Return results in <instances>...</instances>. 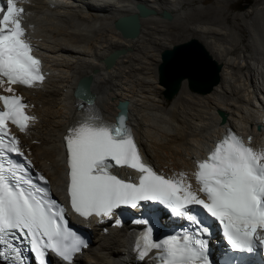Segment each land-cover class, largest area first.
I'll use <instances>...</instances> for the list:
<instances>
[{
	"label": "bare ground",
	"instance_id": "6f19581e",
	"mask_svg": "<svg viewBox=\"0 0 264 264\" xmlns=\"http://www.w3.org/2000/svg\"><path fill=\"white\" fill-rule=\"evenodd\" d=\"M138 3L157 13L141 17L136 38H125L115 21L136 13ZM233 3L216 0L207 6L206 0H18L17 6L24 9L22 25L43 59L45 79L34 87L12 85L29 105V116L36 118L34 123L29 121L26 132L17 126L14 131L58 196L70 199L65 136L79 115L74 91L79 80L95 69L91 88L103 119L115 121L118 103L127 100L126 122L146 160L169 177L185 173V182L191 183L193 190L199 189L195 177L198 160L208 155L227 126L248 142L251 137L250 143L264 150V0L231 15ZM164 10L173 18H164ZM169 36L179 43L197 38L223 65L221 82L212 92H192L185 80L176 98L166 103L157 68L161 52L173 46L165 41ZM119 48H126L127 53L107 68L104 58ZM140 52H145L143 60ZM220 110L227 114L224 123ZM116 170L122 175L134 174L125 168ZM139 214L130 210V217L116 214L111 219L85 220L69 212L74 222L94 233L70 264H155V250L143 260L138 257L137 244L143 246L140 238L145 234V225L140 219L134 220ZM153 238H157L154 233ZM0 264L5 263L0 260ZM53 264L68 262L55 258Z\"/></svg>",
	"mask_w": 264,
	"mask_h": 264
},
{
	"label": "snow or ice",
	"instance_id": "6c2138e0",
	"mask_svg": "<svg viewBox=\"0 0 264 264\" xmlns=\"http://www.w3.org/2000/svg\"><path fill=\"white\" fill-rule=\"evenodd\" d=\"M17 3L4 0L0 4V93H9L0 94V258L23 264L17 246L23 239L39 264H46L49 253L70 264L86 243L68 227L67 209L51 199L46 177L37 174L33 178L31 161L8 127L12 123L26 132L29 121L36 120L26 114L29 105L12 85L34 87L45 79L42 62L33 55L34 46L22 25L24 9ZM91 84L86 78L80 89L88 92L86 99L94 101ZM77 107L79 115L65 136L67 191L76 214L85 220L111 219L122 207L162 206L168 215L183 219L192 228L156 240L149 219H140L145 234L140 238L143 246L137 244L138 257L143 260L155 250L158 264H214L207 239L211 231L194 211L197 208L220 226L231 250H264V150L250 146L251 137L246 144L229 131L207 159L197 162L195 177L201 187L193 190L191 183L185 182V173L166 177L143 160L126 113L112 124L102 114H86L89 104L78 101ZM13 156L25 163H18ZM116 167L138 172V182L114 174ZM69 237L75 240L69 243Z\"/></svg>",
	"mask_w": 264,
	"mask_h": 264
},
{
	"label": "water",
	"instance_id": "95a60500",
	"mask_svg": "<svg viewBox=\"0 0 264 264\" xmlns=\"http://www.w3.org/2000/svg\"><path fill=\"white\" fill-rule=\"evenodd\" d=\"M137 10L136 13L122 15L115 21L116 28L121 31L125 38H136L141 29V17H147L157 13L155 9L149 8L143 3L137 4ZM161 14L166 19L173 18V14L167 10H164ZM123 21H129V23H122ZM125 53H127L126 48H119L112 51L104 58L106 67H113L117 59ZM222 67L223 65L215 59L201 41L197 38H191L176 43L172 47L165 48L161 52V61L157 68L158 80L166 88L164 95L169 100L173 99L180 92L185 80L192 91L207 94L212 92L221 82ZM96 72L97 70L95 69L94 73ZM94 73L85 75L79 80L74 91L76 105L80 101L96 109L95 99L94 101L86 99L88 92L80 89L82 80L87 78L93 82ZM91 93L96 98V94L92 88ZM118 108L120 111L116 116L115 124L118 122L119 117L125 113L127 121L128 101H120ZM219 113L222 116V122H226V112L220 110Z\"/></svg>",
	"mask_w": 264,
	"mask_h": 264
},
{
	"label": "rangeland",
	"instance_id": "374dc122",
	"mask_svg": "<svg viewBox=\"0 0 264 264\" xmlns=\"http://www.w3.org/2000/svg\"><path fill=\"white\" fill-rule=\"evenodd\" d=\"M216 0H206V4L205 5H211V4H213L214 2H215ZM257 3V0H234V3H233V5H232V7L230 8V11H229V13L231 14V15H233V13H241V11H244L245 9L247 10V9H249V8H252V7H254L255 6V4ZM170 38H168V39H166L165 41L166 42H169V43H173V45L174 44H176V43H179V42H177V39H176V37H171V36H169ZM181 37V36H180ZM245 39H247V37H245ZM246 41V40H245ZM142 53H143V58H141L142 60L145 58L144 56H145V52H140V54H141V56H142ZM136 63H138L139 62V60H136L135 61ZM166 89V88H165ZM192 92H194V91H192ZM197 94H201V95H204V94H202V93H199V92H196ZM165 96V95H164ZM166 98V97H165ZM176 98V97H175ZM174 98V99H175ZM174 99H172V100H169V99H167L166 98V103H170V102H172ZM93 233V232H92ZM94 234V233H93ZM61 261H64V260H62V259H60Z\"/></svg>",
	"mask_w": 264,
	"mask_h": 264
}]
</instances>
